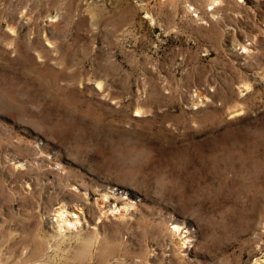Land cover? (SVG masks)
<instances>
[{
	"label": "rangeland",
	"instance_id": "1",
	"mask_svg": "<svg viewBox=\"0 0 264 264\" xmlns=\"http://www.w3.org/2000/svg\"><path fill=\"white\" fill-rule=\"evenodd\" d=\"M0 264H264V0H0Z\"/></svg>",
	"mask_w": 264,
	"mask_h": 264
},
{
	"label": "bare ground",
	"instance_id": "2",
	"mask_svg": "<svg viewBox=\"0 0 264 264\" xmlns=\"http://www.w3.org/2000/svg\"><path fill=\"white\" fill-rule=\"evenodd\" d=\"M83 213V212H82ZM62 215V214H61ZM63 225V224H62Z\"/></svg>",
	"mask_w": 264,
	"mask_h": 264
}]
</instances>
